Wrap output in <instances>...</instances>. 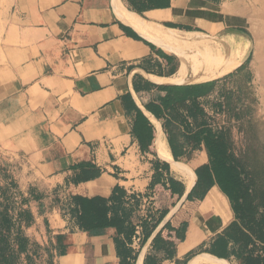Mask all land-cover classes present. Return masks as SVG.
I'll return each mask as SVG.
<instances>
[{
    "label": "crops",
    "instance_id": "obj_1",
    "mask_svg": "<svg viewBox=\"0 0 264 264\" xmlns=\"http://www.w3.org/2000/svg\"><path fill=\"white\" fill-rule=\"evenodd\" d=\"M245 1L0 0V147L19 159L23 185L62 187L67 194L62 207L50 194L46 198L56 264H120L117 239L131 249L132 264L149 258L203 264L194 261L207 255L231 263L211 254L219 251V235L232 219L217 191L193 213L183 241L156 238L197 181L190 155L177 159L170 146L167 102L183 91L213 99L245 62L215 80H175L185 61L197 66L193 38L202 37L205 46L226 43L231 35L245 40L239 29ZM85 175L92 176L83 181ZM157 175L167 186L171 180L179 185L175 206L168 190H151ZM117 187L125 200L154 196L153 216L160 220L151 232L138 226L131 245L114 227L79 230L71 214L76 193L100 196L112 207ZM125 207L136 213L135 206Z\"/></svg>",
    "mask_w": 264,
    "mask_h": 264
},
{
    "label": "trees",
    "instance_id": "obj_2",
    "mask_svg": "<svg viewBox=\"0 0 264 264\" xmlns=\"http://www.w3.org/2000/svg\"><path fill=\"white\" fill-rule=\"evenodd\" d=\"M229 76L231 74L226 78ZM204 95L201 91H183L181 95L167 102V108L172 112L171 118L177 124L169 129V142L175 157L178 159L180 156L190 155L192 150L200 151L205 155V163L195 169L196 185L155 241L158 243L159 239L162 242L166 238L171 244L175 240L183 241L193 213L211 192L217 191L232 203L233 220L219 235V251L211 254L231 263L236 261L239 264H264V249L261 247L264 243V158L259 150L239 148L228 127H217L213 124L199 100ZM235 102L232 91H227L223 93V102L218 106L231 109ZM239 103L242 101L239 100ZM241 119L242 117L236 116L237 121ZM179 125H182L183 131L177 127ZM91 176L85 175L83 181L89 180ZM96 176L97 173L93 177ZM150 187L153 192L168 190L171 200L169 203L172 206L176 205L177 197L181 196L179 185L171 180L167 186L162 183L160 175L153 179ZM125 193L118 187L115 189L110 201L116 205L112 207L109 200L100 196L88 197L80 193L73 195L71 214L79 230L93 232L114 227L125 238L127 245H131L138 226L144 230L149 229L150 232L157 228L160 220L156 221L153 215L149 220L141 217L138 211L139 201L133 205L135 214L125 207ZM167 212L163 210V216ZM58 240L60 244V237ZM116 244L121 258L120 264H132L131 260L134 258H131V249L121 239H117ZM4 245L5 236L0 232V264H12V256L5 254ZM145 264L157 262L149 258Z\"/></svg>",
    "mask_w": 264,
    "mask_h": 264
},
{
    "label": "rangeland",
    "instance_id": "obj_3",
    "mask_svg": "<svg viewBox=\"0 0 264 264\" xmlns=\"http://www.w3.org/2000/svg\"><path fill=\"white\" fill-rule=\"evenodd\" d=\"M245 3V25L239 28L245 40L231 35L226 42L227 45H235L230 49L232 53L243 48V54H247L245 64L225 80L213 99L201 101V104L215 126L230 129L232 139L239 148L259 150L264 158V0H246ZM214 42L213 46L217 47L218 41ZM223 56L217 60H223ZM227 91H232L236 100L231 109L218 106ZM236 116L242 119L237 121ZM187 120L191 123L189 118ZM176 125L171 123V127ZM177 127L183 131L182 125ZM19 162L13 152L7 151L4 145L0 147V232L5 236L4 252L12 256V264H56L53 254L55 242L45 215L46 198L50 194L53 202L61 207L66 206L69 199L62 187L46 191L32 183L23 185L16 174ZM189 162L196 169L205 163V155L192 150ZM225 199L232 215L231 223L233 207ZM261 247L264 249V243Z\"/></svg>",
    "mask_w": 264,
    "mask_h": 264
},
{
    "label": "bare ground",
    "instance_id": "obj_4",
    "mask_svg": "<svg viewBox=\"0 0 264 264\" xmlns=\"http://www.w3.org/2000/svg\"><path fill=\"white\" fill-rule=\"evenodd\" d=\"M185 42L186 40L182 38L181 43L184 44ZM218 44L217 47L216 45L212 46V44L211 46H205L202 37L193 38L191 45L198 51L196 56L197 66L191 65L189 61H185L175 81L179 83H196L215 80L234 72L247 59V54H243L242 47L232 53L230 49H233L235 45H227L226 43ZM262 50L264 52V46H262ZM221 55H224L222 60L224 64L223 66L215 67L219 62L217 59ZM188 186H191L190 182H188ZM199 262L203 264H220L217 258L209 255L201 256L194 261V263Z\"/></svg>",
    "mask_w": 264,
    "mask_h": 264
},
{
    "label": "built area",
    "instance_id": "obj_5",
    "mask_svg": "<svg viewBox=\"0 0 264 264\" xmlns=\"http://www.w3.org/2000/svg\"><path fill=\"white\" fill-rule=\"evenodd\" d=\"M140 203V206H139V213L142 215V213L144 215V218L145 219H150L149 217L151 215H153L155 212H156V208H155V205H154V196H146V197H135L134 199L133 198H129L126 200V202L130 205H135L136 202Z\"/></svg>",
    "mask_w": 264,
    "mask_h": 264
}]
</instances>
